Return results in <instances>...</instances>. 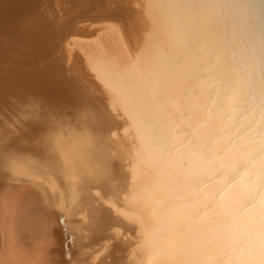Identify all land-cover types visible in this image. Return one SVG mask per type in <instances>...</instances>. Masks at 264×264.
<instances>
[{
  "label": "bare ground",
  "instance_id": "6f19581e",
  "mask_svg": "<svg viewBox=\"0 0 264 264\" xmlns=\"http://www.w3.org/2000/svg\"><path fill=\"white\" fill-rule=\"evenodd\" d=\"M10 191L4 264H264V0H0Z\"/></svg>",
  "mask_w": 264,
  "mask_h": 264
},
{
  "label": "snow or ice",
  "instance_id": "6c2138e0",
  "mask_svg": "<svg viewBox=\"0 0 264 264\" xmlns=\"http://www.w3.org/2000/svg\"><path fill=\"white\" fill-rule=\"evenodd\" d=\"M8 183L15 184L17 181H8ZM22 193H17L14 191L10 192H0V232L3 231L5 227V221L8 216L10 209H13L19 205L20 196ZM62 215V214H61ZM9 225H11V220H8ZM74 239V238H73ZM47 228H42L38 239L35 241V248L37 249L36 255L41 256L42 250L47 247ZM0 264H4L3 256L0 255Z\"/></svg>",
  "mask_w": 264,
  "mask_h": 264
},
{
  "label": "rangeland",
  "instance_id": "374dc122",
  "mask_svg": "<svg viewBox=\"0 0 264 264\" xmlns=\"http://www.w3.org/2000/svg\"><path fill=\"white\" fill-rule=\"evenodd\" d=\"M78 54V59H80L79 60V63H78V67H81V66H83L84 65V62L82 61V55H81V53H80V51L78 50V49H74ZM85 70V69H84ZM93 79V78H92ZM94 80V79H93ZM95 81V80H94Z\"/></svg>",
  "mask_w": 264,
  "mask_h": 264
}]
</instances>
